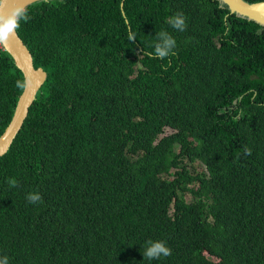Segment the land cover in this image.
I'll return each instance as SVG.
<instances>
[{
    "label": "trees",
    "instance_id": "1",
    "mask_svg": "<svg viewBox=\"0 0 264 264\" xmlns=\"http://www.w3.org/2000/svg\"><path fill=\"white\" fill-rule=\"evenodd\" d=\"M27 8L17 34L47 77L0 157V257L264 264V28L218 0ZM178 12L182 32L167 22ZM162 30L176 47L152 58ZM17 80L0 48V135L22 92ZM195 162L205 172L191 170ZM30 192L39 204L27 202ZM147 240L171 255L143 259Z\"/></svg>",
    "mask_w": 264,
    "mask_h": 264
},
{
    "label": "water",
    "instance_id": "2",
    "mask_svg": "<svg viewBox=\"0 0 264 264\" xmlns=\"http://www.w3.org/2000/svg\"><path fill=\"white\" fill-rule=\"evenodd\" d=\"M218 1L228 8L230 14L253 21L264 28V1L255 3H248L244 0ZM32 4H34L32 0H4V2L0 3V14L7 15L14 6L28 7ZM122 7L123 1L121 2V9ZM3 50L11 57L15 67L21 72L23 80L28 79L31 83L28 88L22 90L12 118L4 132L0 135V157L9 150L28 115L29 108L35 101L36 95L47 77L41 68H34L30 51L18 34L10 38L9 48Z\"/></svg>",
    "mask_w": 264,
    "mask_h": 264
},
{
    "label": "clouds",
    "instance_id": "3",
    "mask_svg": "<svg viewBox=\"0 0 264 264\" xmlns=\"http://www.w3.org/2000/svg\"><path fill=\"white\" fill-rule=\"evenodd\" d=\"M4 0H0V3ZM33 3H47L52 4L54 0H32ZM29 10L26 6H14L10 9L7 15L0 14V48L7 50L10 46V38L18 33L21 21H28L30 19ZM168 24L176 31L186 30V19L183 13H176L170 16L167 20ZM156 40L154 43V51L147 53L152 58L165 59L173 54V50L176 47L175 38L167 31H160L155 34ZM129 42L136 40V32L129 30L127 34ZM43 70V69H42ZM28 79L17 80L16 87L18 89H26L30 86ZM43 86V85H42ZM245 154L250 155V150H245ZM10 187H14L17 184L15 179H9ZM26 200L30 204H39L42 200L41 195L38 192H30L26 195ZM143 259L152 261L161 257H168L171 255V249L166 246V243L162 240H147L143 250ZM0 264H9L7 256L0 257Z\"/></svg>",
    "mask_w": 264,
    "mask_h": 264
},
{
    "label": "rangeland",
    "instance_id": "4",
    "mask_svg": "<svg viewBox=\"0 0 264 264\" xmlns=\"http://www.w3.org/2000/svg\"><path fill=\"white\" fill-rule=\"evenodd\" d=\"M172 132V130H166L165 134H170ZM189 168L191 170H196L197 172H205L204 167L199 163V162H195L193 164L189 165ZM187 199H190L189 196H187Z\"/></svg>",
    "mask_w": 264,
    "mask_h": 264
}]
</instances>
